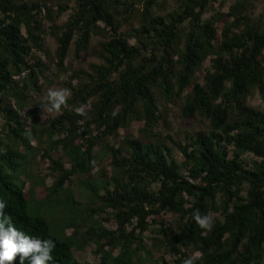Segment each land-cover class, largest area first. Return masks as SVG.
<instances>
[{
	"label": "trees",
	"instance_id": "obj_1",
	"mask_svg": "<svg viewBox=\"0 0 264 264\" xmlns=\"http://www.w3.org/2000/svg\"><path fill=\"white\" fill-rule=\"evenodd\" d=\"M68 1L75 2L71 17L55 26V15L68 6H58L56 13L51 0H0V116L7 139L0 140V196L8 202L6 212L15 227L56 242L53 260L46 264H83L74 250L89 244L96 246L104 264H170L165 256L155 259L145 239L164 247L178 264L195 252L201 255L194 264H264V108L249 103L254 94L264 101V12L254 15L255 0H236L227 13L209 18L205 15L219 0H176L165 14L157 11L167 0ZM138 18L137 28L122 30ZM44 21L54 24L58 74L67 72L72 47L80 60L91 50L93 36L107 37L94 50L101 63L70 77L78 83L68 84L71 97L62 114L39 122L43 106L30 105L35 101L30 93L40 92L46 79V63L33 57L44 52ZM207 60L211 70L201 79ZM176 101L183 121L208 122L209 130L186 141L155 133L160 122L166 123L159 103L166 108ZM82 104L88 108L84 116L76 113ZM29 118L35 128L26 127ZM133 120L144 122L146 140L128 136L119 148L111 146L114 174L103 182V196L98 189L93 192V184L86 185L100 202L90 203L93 225L78 241V232L60 237L41 206L67 217L74 202L65 189L67 180L91 174L99 141ZM43 138L48 139L45 154L63 152L71 168H64L62 157L50 158L56 181L46 198L36 200L32 190L28 200L19 174L34 150L33 141ZM176 150L185 159L182 164ZM156 183L158 190L153 189ZM62 195L64 203L54 205ZM196 209L221 214L211 231L194 221ZM101 214L106 217L100 219ZM164 214L175 216L171 228L165 220L149 222ZM113 216L117 229L109 230L104 222ZM135 218L138 223L129 230ZM21 255L10 264H20ZM34 255L24 264H31Z\"/></svg>",
	"mask_w": 264,
	"mask_h": 264
},
{
	"label": "rangeland",
	"instance_id": "obj_2",
	"mask_svg": "<svg viewBox=\"0 0 264 264\" xmlns=\"http://www.w3.org/2000/svg\"><path fill=\"white\" fill-rule=\"evenodd\" d=\"M53 4L56 6L55 10L57 13L58 6L67 7L69 9L66 10L65 13L62 15H55L57 16V20L55 26H62L65 24L69 18L71 17L73 10L75 9V2H69L68 0H51ZM236 0H219L216 2L212 9L205 15V18L211 17V15L215 14L216 12H223L227 13L230 9V6ZM256 10L254 12L255 16H260L264 12V4L260 2V0H255ZM176 7V0H167L165 1V5L162 7L161 10H158L157 13L165 14L168 13L172 8ZM45 11L42 12V17H45ZM44 19V18H43ZM140 18L134 20V22L126 24L127 26L124 27L122 30L125 31L127 27H138L140 23ZM129 22V20H128ZM44 29L46 31L44 35V52L43 53H34L33 57H39L46 63V71L40 92H31L30 94L34 97L35 101L30 102V105H34V103H39L43 108L41 109L40 113H38V120L39 122H44L47 118L53 120L54 118L58 117V115L62 114V111L59 112H49L47 111L46 104L48 102L47 95L49 89L56 90V89H69L68 84L71 83L76 85L78 81H72L71 76L76 71H91V66L93 64L101 63V60L94 55V50L99 49V44L105 40V36H93L91 50L87 53L83 54L80 60H76L74 56V47L70 50L69 57L65 61V66L67 67V72L58 74L57 67H56V60H55V52L57 50V43L56 39L52 36V28H54V24L50 21H44ZM101 28L104 27L103 24L100 25ZM218 26V39L221 40V30L223 23H220ZM109 38V37H108ZM134 40L131 41L133 43ZM33 59V58H32ZM211 70V62L207 60L204 64L203 70L198 74V76L203 79L208 71ZM186 97V94L184 95ZM71 96L68 97V99ZM67 99V100H68ZM249 103L256 107L257 109L264 108V101L258 94H254L251 98ZM180 103L176 101V104L169 103L168 106L165 108L164 104L159 103L160 111L164 114V118L166 123L160 122L159 125L156 126L155 133L158 135L166 136L170 135L173 136L175 140H183L186 141L187 137L192 136L197 131H208L209 124L208 122H200L197 119H191L189 121H183L179 114H180ZM88 109V108H87ZM50 116V117H49ZM3 118L0 116V140L4 139V142L7 141L6 137L2 133V125H3ZM33 125V119L29 118L28 122L26 123V127L30 128ZM144 127L143 121L133 120L129 127L123 130H120L117 134L113 136H107L105 139L99 142L94 150V154L96 155V162L95 168L93 172L89 175L87 174H77L73 177H70L65 185V189L74 197V202L70 204V210L68 211L69 214L67 217L63 216L60 212L56 209L51 208L53 211H49L48 209L51 207L49 206L48 209L44 206H41L42 214L47 218V220L56 227L55 233L60 237L64 236H73L76 232H78L77 241L81 234H85L88 229L93 225L91 223L90 216H94L95 213L89 211V207L91 202H95L100 204L99 199L96 198L95 192L98 189V195L103 196L104 190L101 188L110 177L114 174V167L112 166V153L109 150L111 146L115 145V148H119L126 140L128 136H132L133 138H137L141 141H145L146 137L141 133L142 128ZM35 128V127H34ZM96 128H93V131H96ZM97 133V131H96ZM56 138V136H55ZM3 142V143H4ZM48 139L43 138V141H33L32 145L34 146L33 152L27 159L26 167L24 172L19 174L21 181L25 182L24 193L28 200L31 199V191L34 190L35 199H42L46 198L47 194L50 192L54 182L57 179V174L51 171V160L50 158H54L55 160L62 157V162L64 164V168H71L70 160L63 156V152L61 151H54L52 152L49 157L45 154V149H47ZM7 143V142H6ZM108 145V149L107 146ZM9 146V145H7ZM175 158L177 159L179 164L184 162V157L182 153L178 150L175 151ZM186 172H184L185 174ZM93 184L95 190L86 189ZM93 188V189H94ZM154 190L159 189V185L156 183L153 185ZM220 205L221 198L217 199ZM64 203V196L62 195L60 199H58L54 205H60ZM69 205V204H67ZM94 209H97L94 206ZM98 217V215H96ZM213 220L220 218L221 214L219 212L211 213ZM106 217V215L101 214L99 217ZM73 221H69L70 219ZM156 218L160 221H167L169 222V227H172V223L175 220V216L171 214H164L163 216H151L149 222L152 219ZM104 226L109 230H116L117 223L114 219L110 222H104ZM132 224H128V229H132ZM146 238H148L149 233H145ZM79 244V242H78ZM85 244V243H84ZM145 245L148 247V250L154 254L155 259H160L161 256H165V259L170 264H178L176 259L172 254L168 251L165 252V248L160 249L159 247H155L153 245V241L150 239H145ZM75 257L78 261L83 264H104L102 262L101 253L97 251L96 246L89 244L84 246H76L75 247ZM118 253V249L114 251V256ZM196 253V252H195ZM195 253H190V256H193ZM200 258V257H199ZM197 258V259H199ZM196 259V260H197ZM195 260V262H196ZM150 261V259L148 260ZM194 262V263H195Z\"/></svg>",
	"mask_w": 264,
	"mask_h": 264
},
{
	"label": "clouds",
	"instance_id": "obj_3",
	"mask_svg": "<svg viewBox=\"0 0 264 264\" xmlns=\"http://www.w3.org/2000/svg\"><path fill=\"white\" fill-rule=\"evenodd\" d=\"M70 95L69 89H49L47 111L59 112L62 106H66ZM86 108L87 105L82 104L76 109V113L84 116L86 115ZM113 115H116V113L114 112ZM80 125L83 126L84 124L81 122ZM7 206V200L0 196V264H6V262L10 264L18 253L22 254L20 264H24L25 258H28L32 253H35V255L31 258V264H46V262L52 261V253L56 248V242L51 238L43 239L37 236H29L22 230H18L13 224L12 217L6 212ZM191 215L202 229L212 230L214 220L211 215L201 214L199 209H196ZM137 223V218L132 220L133 227ZM200 255L201 253L196 252L193 256L184 259L183 264H194Z\"/></svg>",
	"mask_w": 264,
	"mask_h": 264
},
{
	"label": "built area",
	"instance_id": "obj_4",
	"mask_svg": "<svg viewBox=\"0 0 264 264\" xmlns=\"http://www.w3.org/2000/svg\"><path fill=\"white\" fill-rule=\"evenodd\" d=\"M23 77H25V73L22 74V78H23ZM16 78L18 79L19 77H16ZM187 179H189V178H187Z\"/></svg>",
	"mask_w": 264,
	"mask_h": 264
}]
</instances>
